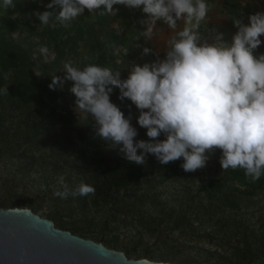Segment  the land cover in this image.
Here are the masks:
<instances>
[{
    "label": "clouds",
    "instance_id": "clouds-1",
    "mask_svg": "<svg viewBox=\"0 0 264 264\" xmlns=\"http://www.w3.org/2000/svg\"><path fill=\"white\" fill-rule=\"evenodd\" d=\"M114 5L145 14L140 20L145 42L160 21L175 33L167 41L164 58L151 47L137 44L142 56L156 59L130 64L127 78H121L120 70L97 64L81 69L68 61L62 76H51L48 88L62 90L71 82L75 113L79 110L85 118L91 117L94 138L131 163L144 165L148 155L164 166L182 159L180 168L194 173L204 169L219 149L222 170L243 169L251 182L259 180L264 175V53H254L264 43V12L250 14L247 24L234 18L237 31L230 41L216 28L201 34L211 7L206 0H49L43 5L46 10L33 15L40 26L54 28L58 22L67 28L86 11L117 13ZM0 7L13 9L16 4L2 0ZM180 21L184 26L177 30ZM38 51L47 62L49 48L40 46ZM34 74L41 77L38 71ZM113 87L119 89L118 100H128L129 107L138 110L136 123L146 130L147 140H136L139 133L131 122V111L126 116L110 99ZM0 94L8 95V87L0 89ZM60 183L62 190L53 195L62 199L95 195V188L88 184L70 191L63 178ZM134 264L163 262L140 258Z\"/></svg>",
    "mask_w": 264,
    "mask_h": 264
},
{
    "label": "trees",
    "instance_id": "trees-1",
    "mask_svg": "<svg viewBox=\"0 0 264 264\" xmlns=\"http://www.w3.org/2000/svg\"><path fill=\"white\" fill-rule=\"evenodd\" d=\"M217 1L223 2L229 25L236 31L232 23L234 18H241L243 23L247 24L248 16L255 13L250 3L242 0H207L210 4ZM14 3L16 7L13 9L5 10L0 7V89L7 86L9 92L8 95L0 94V148L3 152L9 150V146L11 149L15 148L13 152H29L32 165L46 164V170L51 176L66 175V184H73L71 190H75L81 183L95 188V195L69 197L65 202V212L59 213L68 217L72 224L62 227L56 223V227L78 234V231L85 230L80 224L83 221L89 228L100 224L102 232H106L116 222L114 214L120 212L119 197L134 196L135 201L126 203L127 206L150 205L156 211H161V217L166 215L173 218L175 228H180L190 222L193 215L212 217L218 208L223 211L226 208H234L233 202H240L244 196L255 195L264 189V175L251 182L246 178L243 169H228L225 175L212 177L199 186L195 195L178 198L175 204L170 206L171 203L160 199L159 194L154 191L167 182L187 181L192 173H186L180 168L182 159L164 166L160 165L154 156L148 155L144 165H137L124 159L123 155L110 157L105 147L95 142L86 146L70 143L68 139H64L68 137H64L68 134L65 128L61 136L51 138L46 132L50 121L74 123L72 118L75 100L69 91L71 82H66L62 90H50L48 85L52 81L51 76H62L63 64L71 61L73 56H79L81 69L87 64L108 67L117 47L126 45L128 40L133 39L136 32L143 28L140 23L142 12L114 5V8L119 9L117 13L98 15L86 11L84 15L71 21L69 27L65 28L57 22L53 28L51 25H38L39 21L33 15L35 11L46 10L43 5L49 3V0H44L43 3L38 0H14ZM30 18H33L37 25L32 23ZM115 22H118L117 26L113 25ZM21 30H24L27 36L17 39L15 32ZM33 39L39 41L40 46L49 48L47 62L39 52L34 51L39 45L33 42ZM262 46L264 47V43ZM258 51L259 49L254 54H259ZM76 64L73 63L74 66H77ZM37 67L42 73L41 77L34 74ZM118 94L119 89L113 87L111 101L119 106L126 116L131 111V122L139 133L136 140H147L146 130L136 123L138 110L135 106L129 107L130 101L118 100ZM11 112H15L17 117L9 121ZM46 135L49 136L48 141H53L54 145L48 152L37 154L35 143L47 141ZM3 152L1 154H4ZM122 192L124 194H121ZM99 207L104 209L101 211ZM224 222L225 227L229 226L231 231L240 237L242 247L238 246L233 251L211 250L210 256L216 258L219 264H256L255 259L264 255L263 236L262 245L254 248L249 240V230L244 228L241 221H237L228 213ZM79 235L85 237L83 234ZM253 236L258 237L256 232L252 233L251 237ZM160 238L175 242L178 246L184 245L183 242L180 243L181 237H174L173 232L165 235L162 233ZM117 239L115 237V240ZM126 254L129 256V252Z\"/></svg>",
    "mask_w": 264,
    "mask_h": 264
},
{
    "label": "rangeland",
    "instance_id": "rangeland-1",
    "mask_svg": "<svg viewBox=\"0 0 264 264\" xmlns=\"http://www.w3.org/2000/svg\"><path fill=\"white\" fill-rule=\"evenodd\" d=\"M43 1L38 0L40 3H43ZM242 1L250 3L255 13L264 12V0ZM208 4L211 7L206 19L201 24V34H208L210 29L216 28L225 34V39L230 41L236 30L229 25V17L223 2L217 1L215 4ZM144 15L142 13L140 20L144 18ZM29 20L37 25L33 18ZM113 25L117 26L118 22L113 23ZM183 26V21L178 22L177 30L182 29ZM143 30L144 25L142 29L136 32L133 39L128 40L126 45L117 47L118 51L115 50L114 57L109 61L108 68L120 70L121 78H127V68L130 64L142 65L156 59L155 55L142 56V48L137 47V44L143 47H151L163 59L167 41L175 34L160 21L157 22L151 40L145 42L144 38L140 36V32ZM15 36L20 39L27 36V33L21 30L15 32ZM261 39H264V36ZM33 42L39 45V41L36 39H33ZM36 47L34 51L37 53L40 45ZM258 52L264 53V47L260 46ZM71 61L77 63L76 67L81 68L79 56H73ZM36 71L40 75L42 74L38 67L35 69ZM76 111L77 114L73 110L72 119L74 123L65 124L54 120L47 124L46 132L51 138L59 136L65 128L68 134H65L64 137H68L63 138L68 139L70 143L77 146H86L95 142L104 146L106 153L111 155L110 157H122L118 150L110 149L107 144L104 145L102 141L94 138L91 117L85 118V114L80 113L79 110ZM14 113L11 112V116L8 115L9 121L17 117ZM47 135V141L43 140L35 143L37 154L48 152L49 148L54 145L53 141H48L49 136ZM161 137L163 139V136ZM14 149L9 146V150L3 152L0 148V207L8 208L17 205L23 208H31L42 217L55 220V224L57 223L59 226L71 225V220L68 217L61 216L59 212H65V202L72 195H69L66 199L53 195L55 190H62L61 178H63V183L66 184V175L51 176L46 170L48 167L46 164L32 165L29 152L22 153L20 150L13 152ZM2 152L4 154H1ZM220 156L221 151L219 149L215 150L207 166L190 174L187 181L183 183L167 182L156 188L154 192L159 194L160 199L171 203L170 206L174 205L178 198L195 195L199 186L209 179L225 175L226 170H222L219 163ZM72 185H67L70 191L73 189ZM121 194H124V192ZM133 201H135L134 196L119 197L120 212L114 214L116 222L112 224L111 229L102 232L100 224L89 228V225L82 221L80 224L82 229L85 230L78 231V235L83 234L84 238L103 242L112 249L129 252L130 258H147L175 264H219L216 258L210 256L209 251L217 249L220 251H233L238 246L242 247L240 237L233 233L229 226L225 227L224 218L229 213L232 214L234 219L241 221L245 229L249 230V240L254 248L262 245L261 237L264 238V189L255 195L244 196L240 199V202H233L234 208H226L224 211L218 208L212 217L208 215L196 217L193 215L192 220L186 222L180 228H175L173 218L166 215L161 217V211H156L150 205L127 206L128 203ZM98 209L102 211L104 208L99 207ZM170 232H173L174 237H181L180 243L183 242L184 245L178 246L175 242L160 238V234L165 235L170 234ZM253 232H256L258 237L253 236L252 238ZM115 237L118 239L115 240ZM262 262H264V255H259L255 259V263L260 264Z\"/></svg>",
    "mask_w": 264,
    "mask_h": 264
},
{
    "label": "water",
    "instance_id": "water-1",
    "mask_svg": "<svg viewBox=\"0 0 264 264\" xmlns=\"http://www.w3.org/2000/svg\"><path fill=\"white\" fill-rule=\"evenodd\" d=\"M137 259L60 229L31 208L0 207V264H134Z\"/></svg>",
    "mask_w": 264,
    "mask_h": 264
}]
</instances>
